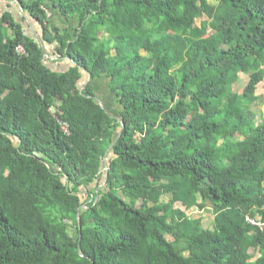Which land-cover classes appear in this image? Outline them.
Listing matches in <instances>:
<instances>
[{"label":"trees","instance_id":"16d2710c","mask_svg":"<svg viewBox=\"0 0 264 264\" xmlns=\"http://www.w3.org/2000/svg\"><path fill=\"white\" fill-rule=\"evenodd\" d=\"M9 1L43 37L0 18V264H264V0Z\"/></svg>","mask_w":264,"mask_h":264},{"label":"rangeland","instance_id":"374dc122","mask_svg":"<svg viewBox=\"0 0 264 264\" xmlns=\"http://www.w3.org/2000/svg\"><path fill=\"white\" fill-rule=\"evenodd\" d=\"M6 12H10L13 14V16L22 23L24 27V31L28 37H33L34 39H38L43 37V27L41 24L38 23L35 19H33L30 15H28L27 11H25L20 5L17 4V2H11L9 0H0V18L4 19V25L9 24V20L4 17V14ZM50 15L55 20V22L59 26H64V22H66L65 18L61 15L60 12L53 14V12L50 11ZM67 24V22H66ZM198 24H200V21H198ZM54 25V24H53ZM56 45H53L49 48L46 58L48 65H50L55 70L61 71L64 68V64L57 59L59 58V55L56 54ZM20 52H24V48L20 47ZM57 60V61H55ZM70 63H72L70 61ZM70 65V64H69ZM89 77L86 75V80L84 83L89 82ZM108 78L103 77L99 80H96L94 83V88L96 92V96L98 100H101L103 105L110 111L118 115V109L120 106L116 104V99L112 92L108 89ZM248 82V77L245 75H242L240 78V81H238L237 84L234 85L233 91L241 92L244 90V87L246 83ZM257 95L259 96V99L256 103L252 105V109L254 112H256L257 122L262 123L264 122V83L260 85ZM105 172V170H104ZM177 208H180L182 210H185V207H183L181 204L176 205ZM188 214L195 217V218H202V222L205 228L211 227L214 224V214H213V207L210 203H208L207 207L204 210H197L192 209L188 211Z\"/></svg>","mask_w":264,"mask_h":264},{"label":"crops","instance_id":"0c3cea01","mask_svg":"<svg viewBox=\"0 0 264 264\" xmlns=\"http://www.w3.org/2000/svg\"><path fill=\"white\" fill-rule=\"evenodd\" d=\"M5 12H6V11H5ZM48 50H49V49H48ZM62 63L64 64V65H63V66H64V68H63L64 70H66V69H68V67H70V65H69V64H70V63H69V60H68V61H64V62H62ZM63 69H62V70H63ZM86 75L89 77V80H88V81L90 82V79H91L90 74L87 73ZM89 82H87V83H89Z\"/></svg>","mask_w":264,"mask_h":264},{"label":"water","instance_id":"95a60500","mask_svg":"<svg viewBox=\"0 0 264 264\" xmlns=\"http://www.w3.org/2000/svg\"><path fill=\"white\" fill-rule=\"evenodd\" d=\"M91 77V76H90ZM100 104H102V102L100 101ZM109 151V150H108ZM107 163V160L105 159V161H104V164H106ZM107 175H108V168H107Z\"/></svg>","mask_w":264,"mask_h":264},{"label":"built area","instance_id":"2783aa9c","mask_svg":"<svg viewBox=\"0 0 264 264\" xmlns=\"http://www.w3.org/2000/svg\"><path fill=\"white\" fill-rule=\"evenodd\" d=\"M19 50H20V48H19Z\"/></svg>","mask_w":264,"mask_h":264}]
</instances>
